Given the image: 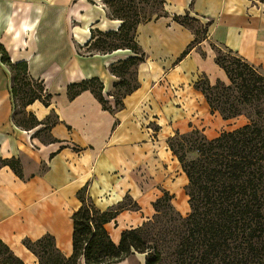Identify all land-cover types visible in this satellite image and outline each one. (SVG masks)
Masks as SVG:
<instances>
[{
  "label": "crops",
  "instance_id": "0c3cea01",
  "mask_svg": "<svg viewBox=\"0 0 264 264\" xmlns=\"http://www.w3.org/2000/svg\"><path fill=\"white\" fill-rule=\"evenodd\" d=\"M107 0H0V46L11 64L26 63L42 83L48 105L34 101L25 118L40 124L19 126L11 75L0 54V240L23 264H39L24 241L53 238L55 249L72 255V215L79 194L100 212L114 211L104 225L118 245L124 231L155 215L164 194L185 217L188 179L169 140L197 130L208 140L249 123L244 115L223 119L195 87L228 84L215 63V48L236 54L264 77V0H164V14L136 27L144 59L134 68L137 87L115 104L119 78L109 67L135 54L119 49L89 54L92 33L117 31ZM210 22L205 38L180 58L193 32L175 16ZM96 78L106 108L90 91L69 99L67 87ZM23 117V116H22ZM133 253L113 264H145ZM79 264H85L83 260Z\"/></svg>",
  "mask_w": 264,
  "mask_h": 264
},
{
  "label": "trees",
  "instance_id": "16d2710c",
  "mask_svg": "<svg viewBox=\"0 0 264 264\" xmlns=\"http://www.w3.org/2000/svg\"><path fill=\"white\" fill-rule=\"evenodd\" d=\"M153 11H146L149 0H107L105 7L112 18L120 20L117 31L92 33L93 42L89 54H105L119 49H128L135 55L109 67L119 81L115 84V104L122 106L123 97L136 89L132 78L134 68L144 59V54L135 41L136 27L143 22L162 16L164 0H150ZM144 5L137 9L136 6ZM153 17V18H152ZM174 20L189 28L195 38L180 58L205 38L210 22L202 25L197 19L175 16ZM1 61L11 75V94L15 102L16 120L19 126L40 123L33 117L25 118L24 109L34 101L48 105L41 82L28 75L26 63L11 64L0 46ZM215 63L223 69L228 84L217 81L210 85L200 80L195 87L202 92L212 111L223 119L244 115L249 123L231 132H223L208 140L197 130L177 134L169 142L188 179L185 188L190 213L183 217L173 210L171 198L164 194L154 203L155 215L141 227L124 231L118 245H114L104 225L115 216L114 211L100 212L91 201L79 194L81 207L72 215V255H61L54 247L53 238L31 242L25 247L38 259L39 264H113L133 253L146 255L145 264H264V216L262 215L264 187V115L259 104L264 106V77L258 69L223 48H215ZM103 86L96 78L67 87L69 99L83 91H90L106 108L102 96ZM252 105L257 119H251L240 110L241 105ZM264 109V108H263ZM23 116V117H22ZM190 157V158H189ZM264 191V190H263ZM167 205L177 214L171 219L168 230L157 233L161 245L148 246L151 233L144 227H156ZM154 229V228H153ZM156 229V228H155ZM0 264H23L0 240Z\"/></svg>",
  "mask_w": 264,
  "mask_h": 264
},
{
  "label": "rangeland",
  "instance_id": "374dc122",
  "mask_svg": "<svg viewBox=\"0 0 264 264\" xmlns=\"http://www.w3.org/2000/svg\"><path fill=\"white\" fill-rule=\"evenodd\" d=\"M146 11H153L154 10V5L153 3L149 0V3L146 5ZM137 9L140 8H144L143 4H138L136 6ZM153 18V17H152ZM133 76L130 77V81L132 80ZM133 83V80L131 81ZM240 110L243 114H245L246 116L250 117L251 119H257V116L255 115V108L252 105L246 104V105H241ZM259 108L261 111H263V115H264V106L259 104ZM190 158V157H189ZM264 187L261 185L260 189H259V195L263 196L264 199ZM162 211V215L158 221V223H156V227H149L146 226L144 227V232H148L151 233L147 238V242H148V246L154 247L155 245H161V242L157 241V233L159 231H165L168 230L170 228V226L172 225V223L170 222L171 219H177V214L172 211L166 204L161 207L160 209ZM262 215L264 216V202H263V207H262ZM154 228V229H153ZM156 228V229H155Z\"/></svg>",
  "mask_w": 264,
  "mask_h": 264
}]
</instances>
